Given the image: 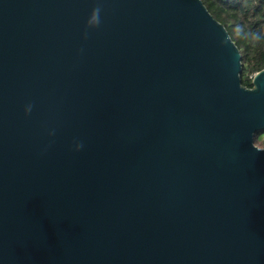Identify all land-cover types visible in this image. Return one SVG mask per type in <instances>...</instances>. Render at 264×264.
<instances>
[{
	"label": "water",
	"instance_id": "water-1",
	"mask_svg": "<svg viewBox=\"0 0 264 264\" xmlns=\"http://www.w3.org/2000/svg\"><path fill=\"white\" fill-rule=\"evenodd\" d=\"M201 0H0V264H264V69Z\"/></svg>",
	"mask_w": 264,
	"mask_h": 264
},
{
	"label": "trees",
	"instance_id": "trees-1",
	"mask_svg": "<svg viewBox=\"0 0 264 264\" xmlns=\"http://www.w3.org/2000/svg\"><path fill=\"white\" fill-rule=\"evenodd\" d=\"M227 30L241 53V84L251 87L254 73L264 69V0H201ZM257 137L255 144L262 141ZM262 138V139H261Z\"/></svg>",
	"mask_w": 264,
	"mask_h": 264
},
{
	"label": "rangeland",
	"instance_id": "rangeland-1",
	"mask_svg": "<svg viewBox=\"0 0 264 264\" xmlns=\"http://www.w3.org/2000/svg\"><path fill=\"white\" fill-rule=\"evenodd\" d=\"M261 139H262V138H261ZM256 145H257L258 147H262V145H263V144H262V141L257 142Z\"/></svg>",
	"mask_w": 264,
	"mask_h": 264
},
{
	"label": "flooded vegetation",
	"instance_id": "flooded-vegetation-1",
	"mask_svg": "<svg viewBox=\"0 0 264 264\" xmlns=\"http://www.w3.org/2000/svg\"><path fill=\"white\" fill-rule=\"evenodd\" d=\"M263 138H264V136H263Z\"/></svg>",
	"mask_w": 264,
	"mask_h": 264
}]
</instances>
